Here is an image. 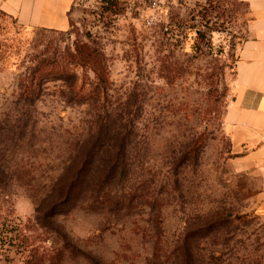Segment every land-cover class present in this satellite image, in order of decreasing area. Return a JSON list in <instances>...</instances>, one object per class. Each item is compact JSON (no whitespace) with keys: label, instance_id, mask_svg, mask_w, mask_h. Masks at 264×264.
<instances>
[{"label":"rangeland","instance_id":"1","mask_svg":"<svg viewBox=\"0 0 264 264\" xmlns=\"http://www.w3.org/2000/svg\"><path fill=\"white\" fill-rule=\"evenodd\" d=\"M249 20L239 0L79 2L67 31L0 13V264H264L262 176L225 130Z\"/></svg>","mask_w":264,"mask_h":264},{"label":"crops","instance_id":"2","mask_svg":"<svg viewBox=\"0 0 264 264\" xmlns=\"http://www.w3.org/2000/svg\"><path fill=\"white\" fill-rule=\"evenodd\" d=\"M248 7L247 36L238 51L233 98L225 130L234 146L246 148L243 164L255 167L264 183V0H239ZM80 0H0V12L23 26L67 31Z\"/></svg>","mask_w":264,"mask_h":264},{"label":"trees","instance_id":"3","mask_svg":"<svg viewBox=\"0 0 264 264\" xmlns=\"http://www.w3.org/2000/svg\"><path fill=\"white\" fill-rule=\"evenodd\" d=\"M115 2H116V0H103L102 4L103 5L105 4V5H107L108 8H110V7L114 6ZM0 13H2V12H0ZM2 15L9 17V18H12L11 16H9L5 13H2ZM12 19H14V18H12ZM95 54H96V51L93 49L88 48L87 50H84V51H82V49H79V50H77V54L75 55V58H78L82 62H89L92 65L89 67L95 73V76L98 79V81L100 83H102V85H105L108 83L106 80V68L103 67L102 63L96 62L97 54L96 55ZM46 62H48V61L44 60V61H42V63H36L33 67H30V75H32L34 77V76H36V74L40 73V71H41L42 75H41L40 79H42L45 76H49V75H52L55 73L57 74L59 72V68H58L59 66L58 67L53 66L52 68H49L46 66V65H48V63H46ZM44 65H45V69H44ZM42 69H43V71H42ZM34 82H35L34 80L28 81L27 86L22 93L23 95L27 94L28 90L31 91V94H33V92H35L36 89H39V86H40L39 82L36 84ZM33 84H35V87L33 86ZM99 117L100 116H98V118L96 120L97 129H99L103 123V120ZM99 133H100V129H99V131H97V134H99ZM76 148L82 149L83 152H79V154H78L79 156H77V155L73 156V161L75 163L73 168H75L74 170H76V171L83 172L88 163L89 164L94 163V161L98 155L99 149H98L96 144H93L89 148L84 147V145L83 146L81 145V146L76 147ZM111 169H113V167L109 168L108 171H110Z\"/></svg>","mask_w":264,"mask_h":264},{"label":"built area","instance_id":"4","mask_svg":"<svg viewBox=\"0 0 264 264\" xmlns=\"http://www.w3.org/2000/svg\"><path fill=\"white\" fill-rule=\"evenodd\" d=\"M80 2H87L89 4H102L103 0H80Z\"/></svg>","mask_w":264,"mask_h":264}]
</instances>
